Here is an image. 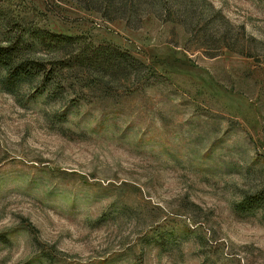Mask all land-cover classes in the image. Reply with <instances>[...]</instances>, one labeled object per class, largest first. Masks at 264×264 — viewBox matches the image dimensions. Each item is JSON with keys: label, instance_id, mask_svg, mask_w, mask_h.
Instances as JSON below:
<instances>
[{"label": "rangeland", "instance_id": "obj_1", "mask_svg": "<svg viewBox=\"0 0 264 264\" xmlns=\"http://www.w3.org/2000/svg\"><path fill=\"white\" fill-rule=\"evenodd\" d=\"M77 1L0 9L75 39L62 53L141 66L0 67V264H264V0H190L195 29ZM213 16L233 49L206 44L203 27L224 37Z\"/></svg>", "mask_w": 264, "mask_h": 264}, {"label": "trees", "instance_id": "obj_2", "mask_svg": "<svg viewBox=\"0 0 264 264\" xmlns=\"http://www.w3.org/2000/svg\"><path fill=\"white\" fill-rule=\"evenodd\" d=\"M77 2L86 10H96L104 18L123 19L128 26L133 28L139 26L145 15L161 17L163 21H174L185 28L193 26L195 29L198 28L200 23L198 21L194 22L196 8L190 0H120L116 1V13L112 12L111 14L109 10L114 4L109 0H78ZM90 3L93 5H90ZM97 4L99 5L95 6ZM18 6L15 7L18 8ZM201 11H203L202 7ZM14 13L16 11L11 10V7L4 10L0 9V17L2 18L0 24V67L6 70L9 77L33 78L41 74V76L44 75L45 80H48L55 73V68H53L55 65H59L62 69L84 68L87 66V68L90 67L100 71L101 68L120 71L123 70L121 65L129 60L131 65L141 66L138 61L129 55L104 46L94 51L89 50V52L86 49H81L77 53H62V47L69 46L76 40L42 31L29 23L27 19H21L18 14L14 15ZM209 21L219 22L220 19L213 16ZM219 23L225 25L222 28L224 37L219 36L218 41H216L215 35L207 33L205 27H203L202 36L206 39V44L211 42L213 46L211 49L214 50H219L220 46L233 49L228 44L229 26L222 22ZM26 47L32 50L38 48L60 55L52 61L33 59L32 55H23ZM213 56L215 55L211 54V57Z\"/></svg>", "mask_w": 264, "mask_h": 264}]
</instances>
